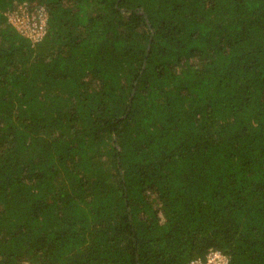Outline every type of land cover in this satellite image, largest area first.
<instances>
[{"label": "trees", "instance_id": "trees-1", "mask_svg": "<svg viewBox=\"0 0 264 264\" xmlns=\"http://www.w3.org/2000/svg\"><path fill=\"white\" fill-rule=\"evenodd\" d=\"M211 251L264 264V0H0V264Z\"/></svg>", "mask_w": 264, "mask_h": 264}, {"label": "rangeland", "instance_id": "rangeland-1", "mask_svg": "<svg viewBox=\"0 0 264 264\" xmlns=\"http://www.w3.org/2000/svg\"><path fill=\"white\" fill-rule=\"evenodd\" d=\"M42 8L36 4L33 6L21 5L16 10L7 14L9 21L23 34L28 37L35 38L41 32H35L29 25L28 22L32 18L42 19Z\"/></svg>", "mask_w": 264, "mask_h": 264}, {"label": "built area", "instance_id": "built-area-1", "mask_svg": "<svg viewBox=\"0 0 264 264\" xmlns=\"http://www.w3.org/2000/svg\"><path fill=\"white\" fill-rule=\"evenodd\" d=\"M24 6H33V4H24ZM28 25L35 31V32H41L39 35H37L33 39H38L39 37L44 36L45 34V26H46V14L44 10H42V19L39 21V18H32ZM26 36V35H25ZM28 37V36H27ZM32 38V37H31ZM228 259L223 254L217 252V251H211L206 260L204 262L202 261H193L190 264H227Z\"/></svg>", "mask_w": 264, "mask_h": 264}]
</instances>
